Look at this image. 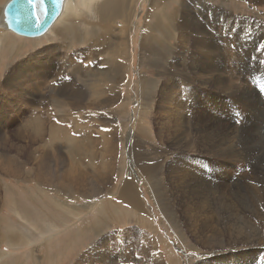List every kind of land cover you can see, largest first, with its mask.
<instances>
[{"label": "rangeland", "instance_id": "374dc122", "mask_svg": "<svg viewBox=\"0 0 264 264\" xmlns=\"http://www.w3.org/2000/svg\"><path fill=\"white\" fill-rule=\"evenodd\" d=\"M7 1L2 2L1 0L0 2L4 6ZM174 1L164 0L161 1L163 3L161 5L158 0L152 7L153 14L150 12L153 17L147 19L151 5L155 1L139 0L135 6L134 16L120 15L119 19L116 18L115 23L107 26L108 35H105L106 37L99 43H91L92 40L89 37L81 41L74 35L58 36L54 39H47L45 36L38 39H26L0 27L1 33L7 34L8 41L15 45L10 53L2 52L0 56V206H2L0 207V264H148V262L149 264H205L204 262L206 264H231L233 262L234 264L237 258V264H246L247 261V264H264V216H262L264 215V0H208L213 7L215 6L218 22L209 6L205 4L208 8H198V2L190 0L187 3L188 8L202 11L205 34H201V43L194 41V33L185 39L178 38V36L175 38L173 35L176 34H170L169 27L162 25L161 33H157L158 40L161 42L158 46L161 49L154 53L152 50L141 51V35L146 22L152 28L158 23L157 17L161 16L163 11L164 14L166 12L174 15L176 6ZM75 4L76 11L83 9L82 0H76ZM46 7L45 1L42 7H36L37 18L40 22L45 19ZM75 24L74 30L78 37L88 34V25H79L77 22ZM219 25H223L222 28ZM118 40L120 42L122 40L125 44L127 42L128 48L125 51L119 47ZM205 40H211L214 44L211 48L210 60L217 59L218 61L216 65L212 63L208 67L214 78L212 86H200L190 71V68L195 67L198 70L206 68L201 58L204 51L201 46ZM182 41L188 43L187 48L182 47ZM115 56L118 58L115 59ZM188 56H191V60L193 58L196 60L190 61ZM125 57L126 60H123ZM115 66L119 67L118 70ZM183 66L189 67L186 72ZM105 71L110 73L107 75ZM111 73H113V79ZM101 74L109 78L105 79L106 77ZM104 79L109 82H104ZM116 80L117 83L113 84ZM110 81L113 82L110 83ZM104 84L106 86L113 84V86L110 88L111 86L106 87ZM144 84L145 89H142ZM101 90L105 93L102 94ZM145 90H148L147 95H145ZM162 94L166 96L163 97ZM101 96L107 98L104 99ZM103 100L106 101L103 102ZM172 101L174 103H171ZM170 107H172L171 110L168 109ZM175 111H178L179 116L173 115ZM172 112L176 118L169 114ZM185 114L193 124L189 135L183 122L187 118ZM200 116L202 117L199 118ZM177 126H179L178 129ZM239 132L242 139L238 137ZM184 148H187V152ZM174 152L176 154H173ZM139 154L144 157H139L141 156ZM204 154H207V157ZM214 154L218 155L217 158ZM184 156H186L185 159ZM223 156L229 159L224 160ZM157 163L163 167H159ZM134 165H137L135 166L137 168ZM104 167L110 169L109 172ZM49 169L51 174L49 172L48 176ZM70 170L77 172L69 174ZM155 172L160 175L158 173L156 175ZM112 173L114 179L111 178ZM198 176L203 177V180ZM47 177H50L48 178L50 185L46 183ZM44 178H46L45 182ZM57 179L58 182H56ZM75 179L79 181H75L77 185L74 184ZM129 182L136 187L137 194L125 190ZM189 183L195 186L189 187ZM53 184H55L54 187ZM179 186L183 188L179 189ZM205 187H207V193ZM198 189H202L201 192ZM174 190L177 193H174ZM178 190H182L183 193ZM87 195H92L93 198L88 196V199ZM132 201L138 206L132 208L130 206L133 204ZM224 201L228 207L224 205ZM106 202L121 205V212L119 213L116 211L117 208ZM90 204H97L95 213L104 210L99 206L108 205L107 210L103 211L106 214L105 219L96 231L84 230L76 234L78 226L93 223L94 211L92 214L89 213L92 208ZM187 206L189 208H186ZM215 207L220 210H216ZM137 209L145 212L140 213ZM170 210H174L177 215L174 211L173 215ZM214 210L216 212L213 213ZM238 211L240 214L237 213ZM204 217H206L205 220H203ZM258 217H261L262 222ZM219 218L220 222L215 223ZM224 218L231 221L224 220ZM51 222H56L57 226L49 224ZM202 225L205 226L201 227ZM239 230L241 235H239ZM243 230H246L245 234ZM214 235L215 240L212 238ZM10 240L14 242L11 244ZM201 243L205 247L201 246ZM205 243H208V246ZM219 244L225 246L221 248ZM255 253L256 256H254ZM155 258L163 261L155 260Z\"/></svg>", "mask_w": 264, "mask_h": 264}, {"label": "bare ground", "instance_id": "6f19581e", "mask_svg": "<svg viewBox=\"0 0 264 264\" xmlns=\"http://www.w3.org/2000/svg\"><path fill=\"white\" fill-rule=\"evenodd\" d=\"M1 1V0H0ZM153 1H155V2H153V4L151 5V8H150V11H149V13H148V16H147V19H151V17H153L152 16V14H153V12H152V7L155 5V3H157L158 2V0H153ZM161 1H164V0H160V2H159V4L161 3ZM188 1H190V0H175L174 1V4H176V6L174 7V12H175V14L173 15V14H171V13H166L165 12V14H164V11H163V14H161V16H158L157 18H158V23H156L152 28H151V26H149V24H147V22H146V24H145V26L143 27V31H142V35H141V47H140V49L142 48V50L141 51H151L152 50V52L154 53L155 51H157V50H159V49H161L158 45L159 44H161V42L158 40V37H157V33H161V31H162V25H167L168 27H169V32H170V34H172V33H174V34H176V35H173L175 38H177V36H178V38H182V39H185L186 37H190L191 36V33H194L195 34V40H194V38H193V40L195 41V42H197V43H199V41H200V38H201V34H205V27H204V25H203V23H202V11L200 10V9H194V8H188V5H187V3H188ZM195 1H197L198 3V8L199 7H201V8H208L207 6H209L210 7V10L212 11V13L215 15V17H216V21L218 22V19H217V13H216V10H214V7L208 2V0H195ZM2 2H3V0H2ZM2 2H0V13H1V16H0V27H3V28H5L7 31H9V32H11V33H13V34H15V35H17V36H19V37H23V38H26V39H38V38H41V37H46L47 39H54L55 37H58V36H60V37H65V36H68V35H74L76 38H78L79 40H81V41H84L85 40V38H87V37H89V39L90 40H92L91 41V43H99L100 41H102L107 35H108V31H107V26L108 25H111L113 22L115 23V21H116V18L117 19H119L120 18V15H129L130 17L131 16H134V14H135V6H137V4L136 3H139V0H82V10H80V11H76V9H75V7H77L76 6V4H75V2H76V0H47V3H48V5H49V14H48V19H47V21L44 23V21H42V22H39L40 23V25H39V27H37V28H33L32 29V27H31V25H30V21H31V14H30V12L28 11V8H27V6H26V1L25 0H8L5 4H4V6L2 5ZM150 2V1H149ZM192 2V1H191ZM223 2V1H222ZM207 6H206V5ZM161 5H163V3H161ZM194 5V4H193ZM3 6V7H2ZM218 9V8H217ZM221 9V8H220ZM2 10V11H1ZM35 10V9H34ZM34 10H33V12H34ZM203 11H205V10H203ZM207 11V10H206ZM33 12H31V13H33ZM150 12L152 13V14H150ZM221 12V11H220ZM224 12V11H223ZM204 14H205V12H204ZM224 14V13H223ZM226 15V14H225ZM35 16H36V18H37V12H35ZM227 17V16H226ZM225 17V18H226ZM123 18V17H122ZM210 18V17H209ZM125 19V18H124ZM124 19H122V21L124 20ZM38 20H39V18H38ZM210 20H211V18H210ZM213 20V19H212ZM126 21V20H125ZM75 22H77V24H79V25H88L89 26V29H87V31H88V34L87 35H84V34H82L81 35V37H78L77 36V34L75 33V30H74V28H75V26H76V24H75ZM241 21H239V25H241V23H240ZM245 22V21H244ZM126 23V22H125ZM214 23V22H213ZM216 23V22H215ZM124 24V23H123ZM208 24V23H207ZM238 24V23H237ZM245 24V23H244ZM247 24V23H246ZM216 25H217V23H216ZM229 25V24H228ZM38 26V25H37ZM125 26V25H124ZM220 26V25H219ZM221 26H223V25H221ZM220 26V27H221ZM243 27L245 26V25H242ZM241 26V27H242ZM55 27V28H54ZM260 27V26H259ZM54 28V29H53ZM124 28V27H123ZM222 28V27H221ZM234 28V27H233ZM129 29V28H128ZM208 29V28H207ZM214 29V28H213ZM224 29V28H223ZM227 29H229L228 27H227ZM243 29V28H242ZM212 30V29H211ZM214 30H216V29H214ZM241 30V29H240ZM3 31V30H2ZM4 32V31H3ZM126 32V31H125ZM168 32V33H169ZM217 32V31H216ZM215 32V33H216ZM219 32V31H218ZM237 32V31H236ZM253 32V31H252ZM255 32V31H254ZM82 33V32H81ZM213 33V32H212ZM214 33V34H215ZM229 33V32H228ZM259 33V32H258ZM49 34H51V36H49ZM261 34V33H260ZM263 34V33H262ZM106 35V36H105ZM122 35V34H121ZM163 35V34H162ZM235 35V34H234ZM264 35V34H263ZM13 36V35H12ZM238 36V35H237ZM16 37V36H15ZM205 37V36H204ZM204 37H203V39H204ZM207 37V36H206ZM205 37V38H206ZM215 37V36H214ZM218 37V36H217ZM236 37V36H235ZM8 35L7 34H5V33H1V31H0V56L2 55L1 53L2 52H5V53H10V51L15 47V45H14V43H12V42H9L8 41ZM17 38V37H16ZM255 38V37H254ZM263 38V37H262ZM43 39V38H42ZM129 39V38H128ZM214 39V38H213ZM230 40V39H229ZM41 41V40H40ZM125 41V40H124ZM219 41V40H218ZM123 41L121 40V42H120V40H118V45H119V47L120 48H122L124 51L128 48V46H127V42H126V44L125 43H122ZM130 42V41H129ZM194 42V43H195ZM231 42V41H230ZM235 42H237V41H235ZM193 43V44H194ZM196 43V44H197ZM200 43H201V41H200ZM181 44H182V47H186L187 48V46H188V43L186 42V41H182L181 42ZM196 44H194V45H196ZM227 44V43H226ZM226 44H224V45H226ZM198 45H200V44H198ZM243 45V44H242ZM246 45V44H245ZM70 46V45H69ZM25 47H26V45H25ZM196 47V46H195ZM200 47V46H199ZM214 47V44L213 43H211V40L210 41H208V40H205V42L202 44V46H201V48H204V51H203V56L201 57L202 58V63L203 64H205L206 65V68L205 69H203V70H198L196 67L195 68H190V71L192 72V74L196 77V79H197V82L200 84V86H202V85H207V86H212V84H213V82H214V78H212V73H211V71L210 70H208V67H210L211 65H212V63L213 64H217V59H215L214 61H211L210 60V54H211V48H213ZM239 47V46H238ZM21 48V47H20ZM91 48V47H90ZM196 48H198V47H196ZM240 48H241V46H240ZM17 49V48H16ZM49 49V48H48ZM198 49H200V48H198ZM242 49V48H241ZM50 50V49H49ZM47 51V50H46ZM107 51V50H106ZM241 51V50H240ZM120 52V51H119ZM98 53V52H97ZM123 53V52H122ZM243 53V52H242ZM113 55H114V53H112ZM120 54H121V52H120ZM184 54V53H183ZM41 55V54H40ZM116 55H117V53H116ZM123 55V54H122ZM255 55V54H254ZM118 56V55H117ZM167 56V55H166ZM170 56V55H169ZM193 56V55H192ZM128 57H130V56H128ZM171 57V56H170ZM188 57H190V61H194V60H196L195 58H193L192 60H191V56H188ZM116 58H118V57H116L115 56V59ZM217 58V57H216ZM231 58V57H230ZM248 58V57H247ZM115 59H114V61H115ZM120 59H122V58H120ZM129 59V58H128ZM220 59V58H219ZM235 59V58H234ZM123 60H126V57H125V59H123ZM122 60V61H123ZM231 60H232V58H231ZM250 60V59H249ZM110 61V60H109ZM121 61V60H120ZM189 61V62H190ZM233 61V60H232ZM199 62V61H198ZM245 62V61H244ZM110 63V62H109ZM121 63V62H120ZM52 64V63H51ZM198 64V63H197ZM258 64H260V63H258ZM50 66V65H49ZM113 66V65H112ZM220 66V65H219ZM115 67H117V66H115ZM177 67V66H176ZM184 67V66H183ZM216 67V66H215ZM47 68H49V67H47ZM78 68V67H77ZM118 68L119 67H117V70H118ZM123 68V67H122ZM121 68V70H123ZM185 68V72L187 71V68H189V67H184ZM50 69H52L51 67H50ZM218 69V68H217ZM217 69H215V70H217ZM262 69V68H261ZM80 70V69H79ZM120 70V69H119ZM128 70V69H127ZM25 71V70H24ZM108 71H110V69L108 70ZM125 71V70H124ZM130 71V70H129ZM200 71H202L204 74H202ZM85 72V71H84ZM106 73H107V71H105ZM21 73H23V72H21ZM27 73V72H26ZM33 73V72H32ZM103 73H104V71H103ZM105 73V74H106ZM110 73V72H109ZM109 73H107V75L109 74ZM126 73H127V71H126ZM19 74V73H18ZM17 74V75H18ZM105 74H101V75H103L104 77H106L105 79H108L107 78V76L105 75ZM113 73H111V75H112ZM122 74V73H121ZM140 74V73H139ZM166 74V73H165ZM164 74V75H165ZM23 75H25V73L23 74ZM124 75V74H123ZM163 75V74H162ZM225 75V74H224ZM232 75V74H231ZM95 76V75H94ZM115 76V75H114ZM141 76V75H140ZM139 76V77H140ZM19 77H21V75H19ZM97 77H99V76H97ZM103 77V78H104ZM112 77V79H113V75L111 76ZM100 78V77H99ZM99 78H98V80H99ZM102 78V77H101ZM121 78H123V77H121ZM120 78V79H121ZM124 78H125V76H124ZM123 78V79H124ZM145 78V77H144ZM239 78V77H238ZM104 79V82L106 81ZM118 79H119V77H118ZM143 79V78H142ZM46 80V79H45ZM97 80V81H98ZM100 80H102V79H100ZM111 80V79H110ZM125 80V79H124ZM139 80H141L140 78H139ZM157 80V79H156ZM144 83H145V81H144V79L142 80ZM154 81V80H153ZM165 81V80H164ZM243 81V80H242ZM102 82V81H101ZM106 82H109L108 80L106 81ZM111 82H113V81H110V83ZM121 82V81H120ZM123 82V81H122ZM149 82H150V80H149ZM158 82V81H157ZM117 83V80L115 81V83H113V84H116ZM118 83H119V81H118ZM124 83V82H123ZM156 83V82H155ZM163 83V82H162ZM161 83V84H162ZM108 84V83H107ZM113 84H112V86H113ZM140 84H141V82H140ZM158 84V83H157ZM157 84H155V85H157ZM168 84V83H167ZM233 84H235V83H233ZM105 86H106V84H104ZM118 85H120V84H118ZM139 85V84H138ZM169 85V84H168ZM179 85V84H178ZM191 85V84H190ZM239 85V84H238ZM102 86V85H101ZM111 86V85H110ZM109 85H107L106 87H110ZM112 86L110 87V88H112ZM120 86H122V85H120ZM158 86V85H157ZM231 86V85H230ZM243 86V85H242ZM97 87V86H96ZM114 87H115V85H114ZM139 87V86H138ZM148 87H150V86H148ZM152 87V86H151ZM105 88V87H104ZM118 87H116V89H117ZM122 88V87H121ZM141 88V87H140ZM139 88V89H140ZM153 88H155V87H153ZM159 88V87H158ZM161 88V87H160ZM214 88V87H213ZM217 88V87H216ZM97 89H98V87H97ZM103 89V88H102ZM108 89V88H107ZM142 89H145V84H144V88L142 87ZM147 89V88H146ZM151 89V88H150ZM199 89V88H198ZM211 89V88H210ZM231 89V88H230ZM106 90V89H105ZM157 90H160V89H157ZM200 90V89H199ZM242 90V89H241ZM244 90V89H243ZM102 91V94L103 93H105V91H103V90H101ZM108 91V90H107ZM119 91V90H118ZM148 92V90H145V95H147V92ZM151 91V90H150ZM161 91V90H160ZM169 91V90H168ZM194 91H195V89H194ZM217 91V90H216ZM218 91H220V90H218ZM248 91V90H247ZM247 91H245V93L247 92ZM109 92L110 93H112L110 90H109ZM158 92V91H157ZM156 92V93H157ZM166 92V91H165ZM101 93V92H100ZM160 93H162V92H160ZM159 93V94H160ZM172 93V92H171ZM101 94V95H102ZM118 94V93H117ZM116 94V95H117ZM139 94H140V92H139ZM148 94H150V92L148 93ZM152 94H154V93H152ZM166 94V93H165ZM164 94V95H165ZM198 94V93H197ZM225 94H227V93H225ZM236 94V93H235ZM247 94V93H246ZM249 94V93H248ZM108 95H110L109 93H108ZM120 95V94H119ZM156 95H158V93L156 94ZM161 95V94H160ZM172 95V94H171ZM195 95V94H194ZM242 95V94H241ZM105 96V95H104ZM113 96V95H112ZM112 96H110V97H112ZM139 96V95H138ZM144 96V95H143ZM153 96H155V95H153ZM162 96H163V94H162ZM166 96V95H165ZM165 96H163V97H165ZM96 97V96H95ZM102 97V96H101ZM120 97V96H119ZM149 97V96H148ZM159 97V96H158ZM176 97V96H175ZM185 97V96H184ZM97 98V97H96ZM102 98H104V97H102ZM105 98H107V97H105ZM104 98V99H105ZM140 98V97H139ZM144 98L146 99V96H144ZM143 98V99H144ZM172 98V97H171ZM177 98V97H176ZM179 98V97H178ZM191 98V97H190ZM198 98V97H197ZM99 99V98H98ZM117 99V98H116ZM124 99V98H123ZM123 99H121V101L123 100ZM141 99H142V97H141ZM151 99V98H150ZM166 99H167V97H166ZM248 99V98H247ZM252 99V98H251ZM109 99H107V101H108ZM152 100V99H151ZM172 100V99H171ZM181 100V98L179 99V101ZM185 100H187V99H185ZM65 101V100H64ZM64 101L62 102V103H64ZM68 101V100H67ZM106 101V100H105ZM104 100H103V102H105ZM170 101V100H169ZM244 101V100H243ZM249 101V100H248ZM66 102V101H65ZM72 102V101H71ZM74 102V101H73ZM109 102V101H108ZM150 102H152V101H150ZM113 103V102H112ZM115 103H116V101H115ZM142 103V102H141ZM143 103H147V102H145V101H143ZM167 103H169L168 102V100H167ZM166 103V104H167ZM171 103H174L173 101L171 102ZM66 104H67V102H66ZM65 103L63 104L64 106L66 105ZM72 104V103H71ZM76 104V103H75ZM104 104V103H103ZM105 104H108L109 105V103H105ZM170 104V103H169ZM116 105V104H115ZM176 105V104H175ZM191 105H193V104H191ZM69 106V105H68ZM152 106H153V104H152ZM188 106V105H187ZM194 106V105H193ZM162 107V106H161ZM167 107H169V106H167ZM176 107V106H175ZM189 107V106H188ZM192 107V106H191ZM74 108H75V106H74ZM78 108V107H77ZM99 108V107H98ZM102 108V107H101ZM148 108V107H147ZM171 108L172 107H170V108H168V109H170L171 110ZM177 108V107H176ZM184 108V107H183ZM152 109V108H151ZM181 109V108H180ZM187 109V108H186ZM188 109H190V108H188ZM148 110V109H147ZM174 110V109H173ZM172 110V111H173ZM188 111V110H187ZM190 111V110H189ZM106 112V111H105ZM168 112V111H167ZM184 112V111H183ZM107 113V112H106ZM181 113V112H180ZM104 114V113H103ZM108 114V113H107ZM168 114V113H167ZM169 114H171V116H173V115H177V116H179V114H178V111H175V114H173V112L172 113H169ZM173 114V115H172ZM106 116V115H105ZM166 116V115H165ZM168 116V115H167ZM181 116V115H180ZM185 116H187L186 114H185ZM174 117V116H173ZM202 116H200L199 118H201ZM169 118V117H168ZM174 118H176V117H174ZM184 118V117H183ZM205 118H206V116H205ZM208 118V117H207ZM213 118V117H212ZM173 119V118H172ZM178 119V118H177ZM115 120V119H114ZM174 120H176V119H174ZM190 120V118L187 116V118H185L184 120H183V122L185 123V125L184 126H186V132H188V135H189V132H190V129H191V125H193L192 124V122H190L189 121ZM198 120V119H197ZM208 120V119H207ZM212 120V119H211ZM168 121H169V119H168ZM172 120L170 119V122H171ZM177 121V120H176ZM180 121V120H179ZM201 121H205V120H201ZM200 121V122H201ZM166 122V121H165ZM182 122V121H181ZM180 122V123H181ZM196 122V121H195ZM174 123V122H173ZM172 123V124H173ZM176 123V122H175ZM179 123V122H178ZM197 123H199V121L197 122ZM197 123H195L196 125H197ZM214 123H215V121H214ZM216 123H217V121H216ZM208 123H206V125H207ZM171 125V124H170ZM172 126V125H171ZM174 126V125H173ZM176 126V125H175ZM210 126V125H209ZM214 126V125H213ZM218 126V125H217ZM222 126V125H221ZM169 127V126H168ZM178 127L179 126H177V129H178ZM205 128H206V126H204ZM116 128V127H115ZM166 128V127H165ZM171 128V127H170ZM174 128V127H173ZM176 128V127H175ZM201 128H203V127H201ZM230 128V127H229ZM113 129V128H112ZM162 129V128H161ZM164 129V128H163ZM172 129V128H171ZM180 129V128H179ZM204 130V129H203ZM214 130V129H213ZM177 131V130H176ZM182 130H180V132H181ZM210 131V130H209ZM232 131H234V130H232ZM173 132H174V130H173ZM179 132V131H178ZM220 132V131H219ZM206 133V132H205ZM216 133V132H215ZM242 133V132H241ZM111 134V133H110ZM112 134H114L113 132H112ZM184 134V133H183ZM182 134V135H183ZM238 134V137L239 138H241L240 137V132L239 133H237ZM135 135V134H134ZM143 135H144V133H143ZM170 135V134H169ZM187 135V134H186ZM209 135V134H208ZM211 135V134H210ZM107 136H109V135H107ZM106 136V137H107ZM205 136V135H204ZM124 137V136H123ZM130 137V136H129ZM143 137V136H142ZM159 137H161V136H159ZM178 137V136H177ZM187 137H189V136H187ZM193 137V136H192ZM200 137V136H199ZM233 137V136H232ZM252 137V136H251ZM182 138V137H181ZM194 138H195V136H194ZM198 138V137H197ZM254 138V137H253ZM253 138H251L252 140H253ZM114 138H112V140H113ZM142 139H144V138H142ZM163 139V138H162ZM190 139V138H189ZM201 139V138H200ZM229 140H230V138H228ZM242 139V138H241ZM240 139V140H241ZM244 139H246V138H244ZM250 139V138H249ZM164 140V139H163ZM170 140V139H169ZM168 140V141H169ZM175 140V139H174ZM187 140H188V138H187ZM186 140V141H187ZM224 140V139H223ZM111 141V140H110ZM115 141V140H114ZM143 141V140H142ZM167 141V142H168ZM179 141V140H178ZM182 141H184V140H182ZM193 141H194V139H193ZM192 141V142H193ZM215 141V140H214ZM220 141V140H219ZM259 141V140H258ZM109 142V140L107 141V143ZM116 142V141H115ZM114 142V143H115ZM130 142V141H129ZM161 142H162V140H161V138H160V144H161ZM173 142V141H172ZM197 142V141H196ZM206 142V141H205ZM225 142V141H224ZM230 142V141H229ZM256 142V141H255ZM111 143V142H110ZM113 143V142H112ZM203 143V142H202ZM212 143V142H211ZM227 143V142H226ZM264 143V142H263ZM166 144V143H165ZM178 144V143H177ZM191 144V143H190ZM189 144V145H190ZM199 144V143H198ZM208 144V143H207ZM216 144V143H215ZM230 144V143H229ZM250 144V143H249ZM260 144V143H259ZM77 145V144H76ZM109 145V144H108ZM174 145H175V143H174ZM174 145L173 146H171L172 148L174 147ZM182 145V144H181ZM192 145V144H191ZM194 146H195V144H193ZM203 145H204V143H203ZM246 145H247V143H246ZM112 146V145H111ZM162 146V145H161ZM168 146H170V145H168ZM176 146V145H175ZM187 146V145H186ZM185 146V147H186ZM196 146H197V144H196ZM212 146V145H211ZM223 146V145H222ZM222 146H220V148L222 147ZM239 146V145H238ZM250 146V145H249ZM259 146V145H258ZM182 147V146H181ZM199 147V146H198ZM204 148H206V146L204 147ZM223 148V147H222ZM226 148V147H225ZM38 149V148H37ZM73 149V148H72ZM139 149V148H138ZM167 150H168V148H166ZM184 149H186V152H187V148H184ZM195 149V148H194ZM198 149V148H197ZM210 149V148H209ZM218 149L219 148H217V151H218ZM230 149H231V147H230ZM250 149V148H249ZM259 149V148H258ZM261 149V148H260ZM178 150V149H177ZM193 150V149H192ZM196 150V149H195ZM203 150V149H202ZM216 150V149H215ZM244 150V149H243ZM242 150V151H243ZM248 150V149H247ZM252 150V149H251ZM255 150V149H254ZM38 151V150H37ZM138 151V150H137ZM169 151V150H168ZM190 151V150H189ZM198 151V150H197ZM210 151H211V149H210ZM229 151V150H228ZM250 151V150H249ZM249 151H246V152H249ZM112 152V151H111ZM115 152V151H114ZM113 152V153H114ZM144 152V151H143ZM171 152H173V151H171ZM184 151H182V153H183ZM201 152H203V151H201ZM219 152V151H218ZM237 152V151H236ZM244 152H245V150H244ZM258 152V151H257ZM48 153V152H47ZM65 153V152H64ZM67 153V152H66ZM113 153L111 154V156L113 155ZM139 153V152H138ZM182 153H181V155H182ZM191 153V152H190ZM195 153V152H194ZM204 153V152H203ZM208 153H209V151H208ZM259 153V152H258ZM115 154V153H114ZM172 154V153H171ZM173 154H176L175 152L173 153ZM199 154V153H198ZM210 154V153H209ZM213 154V153H212ZM226 154V153H225ZM238 154V153H237ZM242 154V153H241ZM253 154V153H252ZM260 154V153H259ZM107 155H108V153H107ZM139 155H141V154H139ZM184 155V154H183ZM196 155V154H195ZM200 155V154H199ZM205 155V154H204ZM207 155V154H206ZM205 155V156H206ZM215 156H216V158H217V156L218 155H216V154H214ZM250 155V154H249ZM248 155V156H249ZM256 155V154H255ZM72 156H74V155H72ZM174 156H176V155H174ZM192 156V155H191ZM213 156V155H212ZM251 156V155H250ZM5 157V156H4ZM40 157V156H39ZM139 157H144V156H139ZM185 157L186 156H184L183 158L185 159ZM189 157V156H188ZM188 157L186 158V159H188ZM195 157V156H194ZM207 157V156H206ZM224 157V156H223ZM228 157H229V155H228ZM9 158V157H8ZM192 158V157H191ZM213 158H215V157H213ZM233 158V157H232ZM239 158V157H238ZM243 158V157H242ZM251 158V157H250ZM254 158H255V156H254ZM253 158V159H254ZM7 159V158H6ZM70 159H71V157H70ZM112 159V158H111ZM115 158H113V160H114ZM116 159H117V157H116ZM134 159V158H133ZM140 159V158H139ZM145 159H147L146 158V156H145ZM225 159H229V158H225L224 157V160ZM240 159V158H239ZM238 159V160H239ZM243 159H245V158H243ZM242 159V160H243ZM141 160V159H140ZM148 160V159H147ZM171 160V159H170ZM230 160H234V159H230ZM257 160V159H256ZM259 160V159H258ZM52 161V160H51ZM70 161V160H69ZM73 161V160H72ZM135 161V160H134ZM139 161V160H138ZM137 161V162H138ZM142 161V160H141ZM152 161V160H151ZM163 161H165V160H163ZM172 161V160H171ZM245 161V160H244ZM261 161V160H260ZM11 162V161H10ZM39 161H37V163H38ZM110 162V161H109ZM131 162V161H130ZM136 162V163H137ZM147 162V161H146ZM159 162V161H158ZM167 162V161H166ZM169 162V161H168ZM201 162V161H200ZM233 162V161H232ZM235 162H237V161H235ZM257 162V161H256ZM255 162V163H256ZM262 162V161H261ZM71 163V162H70ZM74 163V162H73ZM73 163H71V164H73ZM115 163H116V161H115ZM135 163V164H136ZM160 163H161V161H160ZM163 163V162H162ZM170 163V162H169ZM168 163V164H169ZM172 163V162H171ZM207 163V162H206ZM239 163V162H238ZM245 163H247V162H245ZM257 163H259V162H257ZM40 164V163H39ZM75 164V163H74ZM73 164V165H74ZM151 164V163H150ZM158 164V163H157ZM164 164V163H163ZM189 164V163H188ZM192 164V163H191ZM199 164H201V163H199ZM198 164V165H199ZM36 165V164H35ZM81 165V164H80ZM139 165H141V164H139ZM154 165V164H153ZM194 166H195V164H193ZM245 165V164H244ZM249 165V164H248ZM252 164H250V166H251ZM255 165V164H254ZM263 165V164H262ZM8 166V165H7ZM48 166V165H47ZM135 166H137V165H134V167ZM149 166V165H148ZM158 166H159V164H158ZM160 166H162L161 164H160ZM159 166V167H160ZM167 166H169V165H167ZM187 166V165H186ZM189 166V165H188ZM191 166V165H190ZM193 166V167H194ZM200 166V165H199ZM246 166V165H245ZM256 166V165H255ZM264 166V165H263ZM10 167V166H9ZM51 167H53V166H51ZM78 167V166H77ZM81 167V166H80ZM92 167V166H91ZM112 167V166H111ZM129 167V166H128ZM139 167V166H138ZM155 167L156 168H158L156 165H155ZM163 167V166H162ZM161 167V168H162ZM192 167V168H193ZM47 168H49V167H47ZM57 168V167H56ZM105 168V167H104ZM106 168H109V167H107L106 166ZM105 168V169H106ZM135 168H137V167H135ZM141 168H142V166H141ZM145 169H146V167H144ZM167 168V167H166ZM195 168V167H194ZM255 168V167H254ZM261 168V167H260ZM10 169V168H9ZM13 169V168H12ZM35 169V168H34ZM51 169V168H50ZM49 169V171H47L48 172V176H49V172L51 171ZM58 169V168H57ZM72 169V168H71ZM76 169V168H75ZM80 169H82V168H80ZM92 169V168H91ZM105 169H103L102 168V170H105ZM113 169H114V167H113ZM147 169H148V167H147ZM155 169V168H154ZM165 169V168H164ZM173 169V168H172ZM189 168L187 167V170H188ZM199 169V168H198ZM78 171H79V169H77ZM108 172H109V170L108 169H106ZM105 170V171H106ZM115 170V169H114ZM139 170V169H138ZM142 170H144V169H142ZM149 170V169H148ZM155 170H157V169H155ZM186 170V171H187ZM193 169H191V171H192ZM207 170V169H206ZM256 170V169H255ZM7 171H8V169H7ZM40 171V170H39ZM44 171V170H43ZM76 171V170H75ZM146 171V170H145ZM152 171V170H151ZM154 171V170H153ZM164 171V170H163ZM165 171H166V169H165ZM259 171H260V169H259ZM42 172V171H41ZM59 172V171H58ZM66 172H68V170H66ZM77 172V171H76ZM76 172H72V170H70V172H69V174H74V173H76ZM80 172V171H79ZM78 172V174H80L81 175V173H79ZM102 172V171H101ZM104 172V171H103ZM131 172H133V171H131ZM140 172H142V171H140ZM162 172V171H161ZM236 172V171H235ZM261 172V171H260ZM34 173H36V172H34ZM53 173V172H52ZM60 173V172H59ZM64 173H65V171H64ZM95 173V172H94ZM106 173V172H105ZM111 173V172H110ZM115 173V172H114ZM135 173V172H134ZM146 173V172H145ZM156 173V175H158L159 173H160V169H159V173L158 172H155ZM158 173V174H157ZM179 173V172H178ZM194 173V172H193ZM205 173H206V171H205ZM204 173V174H205ZM262 173V172H261ZM37 174V173H36ZM44 174V173H43ZM50 174H51V172H50ZM98 174H99V171H98ZM161 174V173H160ZM159 174V175H160ZM166 174V173H165ZM174 174V173H173ZM176 174V173H175ZM180 174H182V173H180ZM201 174V173H200ZM199 174V175H200ZM203 174V173H202ZM46 175V174H45ZM58 175V174H57ZM60 175V174H59ZM62 175V174H61ZM93 175V174H92ZM96 175V174H95ZM94 175V176H95ZM108 175V174H107ZM110 175V174H109ZM112 175H113V173L111 174V178H112ZM164 175V174H163ZM169 175V174H168ZM167 175V176H168ZM196 175H198V174H196ZM258 175H260L259 173H258ZM67 176V175H66ZM69 176V175H68ZM76 176V175H75ZM97 176V175H96ZM95 176V177H96ZM114 176V175H113ZM143 176V175H142ZM166 176V177H167ZM180 176H182V175H180ZM187 176V175H186ZM186 176H184L185 178H186ZM195 176V175H194ZM201 176H203V175H201ZM37 177V176H36ZM56 177H58V176H56ZM62 177V176H61ZM64 177V176H63ZM81 177V176H80ZM105 177V176H104ZM156 177V176H155ZM171 177H175V176H171ZM179 177V176H178ZM184 177H182V178H184ZM195 177H197V176H195ZM199 177V176H198ZM261 177V176H260ZM262 177H263V175H262ZM27 178H28V176H27ZM37 178H39V176L37 177ZM41 178V181H42V176L40 177ZM50 179V177H47V182L46 183H50V182H48L49 181V179ZM52 178V177H51ZM55 178V177H54ZM53 178V179H54ZM68 178V177H67ZM79 178V177H78ZM92 178V177H91ZM101 178V177H100ZM110 178V179H111ZM129 178V177H128ZM177 178V177H176ZM184 178V179H185ZM201 177H199V179H200ZM203 178V177H202ZM201 178V179H202ZM236 178V177H235ZM56 179V178H55ZM74 179V178H73ZM102 179V178H101ZM101 179H100V181H101ZM106 179V178H105ZM108 179V178H107ZM110 179L108 180V181H110ZM112 179H114V178H112ZM174 179V178H173ZM189 179H191V178H189ZM188 179V180H189ZM205 179H206V177H205ZM39 180V179H38ZM37 180V181H38ZM68 180V179H67ZM127 180V179H126ZM181 180V179H180ZM194 180H196V179H194ZM197 180H198V178H197ZM203 180V179H202ZM209 180V179H208ZM245 180V179H244ZM258 180H260V178L258 179ZM264 180V179H263ZM262 180V181H263ZM46 181V178H44V182ZM51 181V180H50ZM54 181V180H53ZM56 181V180H55ZM76 181V179L74 180V182ZM78 181V180H77ZM76 181V182H77ZM113 181V180H112ZM173 181H175V180H173ZM232 181V180H231ZM235 181V180H234ZM252 181V180H251ZM56 182H58V179H57V181ZM76 182L74 183L75 185H77L76 184ZM79 182V181H78ZM81 182V181H80ZM96 182V181H95ZM99 182V181H98ZM104 183H106L107 182V180H106V182L105 181H103ZM177 182V181H176ZM175 182V183H176ZM180 182H182V181H180ZM193 182V181H192ZM195 182V181H194ZM209 182V181H208ZM264 182V181H263ZM42 183V182H41ZM51 183H52V181H51ZM72 183H73V180H72ZM99 183H101L102 184V182H99ZM110 183V182H109ZM143 183H145V182H143ZM184 183V182H183ZM209 183H211V182H209ZM213 183V182H212ZM211 183V184H212ZM260 183H262V182H260ZM82 184V183H81ZM95 184V183H94ZM101 184H99V185H101ZM167 184H170V183H167ZM174 184V183H173ZM173 184H171V185H173ZM186 184V183H185ZM190 184V183H189ZM196 184V183H195ZM205 184V183H204ZM238 184V183H237ZM44 186H47V185H45V184H43ZM50 185V184H49ZM54 185L55 184H53V187H54ZM62 184H60V186H61ZM71 185V184H70ZM138 185V184H137ZM145 185H147V184H145ZM191 185H194V184H190V186L189 187H191ZM203 185V184H202ZM207 185V184H206ZM208 185H210V184H208ZM217 185V184H216ZM229 185V184H228ZM264 185V184H263ZM72 186H73V184H72ZM101 186H103V185H101ZM100 186V187H101ZM149 186V185H148ZM147 186V187H148ZM164 186H165V182H164ZM185 186V185H184ZM195 186V185H194ZM199 186V185H198ZM205 186V185H204ZM230 186V185H229ZM262 186V185H261ZM58 187V186H57ZM78 187V186H77ZM97 187H98V185H97ZM111 187V186H110ZM150 187V186H149ZM171 187V186H170ZM177 186H175V188H176ZM180 187V186H179ZM182 188H183V186H181ZM181 187L179 188V189H181ZM199 187H201V186H199ZM216 187V186H215ZM255 187V186H254ZM90 188L92 189V186H90ZM107 188V187H106ZM142 188V187H141ZM164 188V187H163ZM166 188V187H165ZM173 187H171V189H172ZM197 188V187H196ZM204 188V187H203ZM206 188L207 187H205V191H206ZM221 187H219V189H220ZM227 188H228V186H227ZM78 189V188H77ZM76 189V190H77ZM98 189H99V187H98ZM108 189V188H107ZM216 189V188H215ZM214 189V190H215ZM3 190V189H2ZM75 190V191H76ZM124 190V189H123ZM123 190H122V193H123ZM125 190L126 191H128V192H131V193H134V194H137V192H135L137 189H136V187L132 184V183H128L127 185H126V188H125ZM140 190V189H139ZM161 190V189H160ZM160 190H158V191H160ZM163 190V189H162ZM161 190V191H162ZM167 190V189H166ZM173 190V189H172ZM171 190V191H172ZM200 189H198V191H199ZM202 190V189H201ZM201 190H200V192H201ZM210 190V189H209ZM125 191V192H126ZM168 192H169V190H167ZM167 191H166V194L168 195V193H167ZM170 191V192H171ZM175 192L174 193H177L176 192V190H174ZM178 191H182V190H178ZM196 191V190H195ZM204 191V192H205ZM224 191V190H223ZM222 191V192H223ZM254 191V190H253ZM106 192H107V190H106ZM138 192H140V191H138ZM194 192V191H193ZM199 192V193H200ZM203 192V193H204ZM219 192V191H218ZM251 192V191H250ZM76 193H78V192H76ZM109 193V192H108ZM172 193V192H171ZM180 193V192H179ZM181 193H183V191L181 192ZM184 193H185V191H184ZM188 193V192H187ZM191 193H192V191H191ZM206 193H207V191H206ZM226 193V192H225ZM257 193H259V192H257ZM79 194V193H78ZM201 194V193H200ZM219 194V193H218ZM224 194V193H223ZM247 194V193H246ZM251 194V193H250ZM256 194V193H255ZM71 195H74V194H71ZM124 195V194H123ZM169 195H170V193H169ZM209 195H211V193L209 194ZM217 195V194H216ZM228 195V194H227ZM243 195H245V194H243ZM248 195V194H247ZM88 196L89 195H87V198H88ZM91 196L92 195H90L89 197L91 198ZM127 196H129V195H127ZM152 196V195H151ZM165 196V195H164ZM175 196V195H174ZM181 196V195H180ZM183 196H184V194H183ZM186 196H187V194H186ZM190 196V195H189ZM196 196V195H195ZM198 196H199V194H198ZM201 196V195H200ZM205 196H206V194H205ZM226 196V195H225ZM250 196V195H249ZM252 196V195H251ZM260 196H261V194H260ZM260 196H259V198H260ZM73 197V196H72ZM130 197V196H129ZM192 197H194V196H192ZM202 197V196H201ZM224 197V196H223ZM242 197H245V196H242ZM253 197H254V195H253ZM252 197V198H253ZM86 198V197H85ZM92 198H93V196H92ZM122 198V197H121ZM123 198H126V197H123ZM122 198V199H123ZM128 198V197H127ZM133 198V197H132ZM161 198V197H160ZM166 198V197H165ZM170 198V197H169ZM168 198V199H169ZM171 198H173V196L171 197ZM171 198H170V200H171ZM178 198V197H177ZM181 197H179V199H180ZM213 198H214V196H213ZM217 198V197H216ZM234 198V197H233ZM254 198H256V197H254ZM89 199V198H88ZM162 199V198H161ZM161 199H159V200H161ZM181 199H183V198H181ZM189 199V198H188ZM220 199V198H219ZM227 199V198H226ZM229 199V198H228ZM232 199V198H231ZM246 199V198H245ZM258 199V198H257ZM263 199V198H262ZM262 199H260V200H262ZM125 200V199H124ZM123 200V201H124ZM128 200V199H127ZM127 200H125V201H127ZM167 200V199H166ZM197 200V199H196ZM199 200V199H198ZM197 200V201H198ZM201 200H203V198L201 199ZM200 200V201H201ZM214 200V199H213ZM217 200V199H216ZM215 200V201H216ZM222 200H224L223 198H222ZM165 201V200H164ZM163 201V202H164ZM167 201H169V200H167ZM172 201V200H171ZM190 201H193V200H191L190 199ZM214 201V202H215ZM221 201V200H220ZM219 201V202H220ZM226 201V200H225ZM225 201H224V205H226L225 204ZM228 201V200H227ZM178 202V201H177ZM187 202V201H186ZM186 202H185V205H187L186 204ZM194 202V201H193ZM214 202H211V203H214ZM218 202V201H217ZM216 202V203H217ZM218 202V203H219ZM231 202V201H230ZM244 202V201H243ZM257 202V201H256ZM17 203V202H16ZM125 203V202H124ZM124 203H121V204H124ZM131 203V202H130ZM132 203L133 204H131L130 206H132V208H134V207H136V206H138L136 203H134L133 201H132ZM168 203V202H167ZM167 203H164L165 205L167 204ZM180 203V202H179ZM182 203V202H181ZM180 203V204H181ZM197 203V202H196ZM203 203H205V202H203ZM261 203V202H260ZM5 204V203H4ZM106 204H108V205H110V206H112V207H115V208H117V210L116 211H118L119 213L121 212V208H122V206L121 205H119V204H117V203H107L106 202ZM127 204V203H126ZM125 204V205H126ZM169 204V203H168ZM171 204V203H170ZM182 204H184V203H182ZM207 204V203H206ZM230 204H232V203H230ZM257 204V203H256ZM15 205V204H14ZM89 205V204H88ZM91 205V210L89 211V213L90 214H92V212L94 211V219H93V223L91 224V225H84V226H82V227H80V226H78V228H77V232H76V234L78 233V232H83L84 230H87V231H91V230H97V229H99L100 227H101V223L103 222V220L105 219V216H106V214H104L103 213V211L104 210H107L106 208H107V206L108 205H104V206H99V207H102V208H104V210H101L100 212H97V213H95V209H96V206H97V204H90ZM101 205H103V204H101ZM164 205V206H165ZM192 205V204H191ZM199 205V204H198ZM205 205V204H204ZM203 205V206H204ZM212 205V204H211ZM219 205V204H218ZM217 205V206H218ZM233 205H235V204H233ZM237 205V204H236ZM86 206V205H85ZM173 206H175V205H173ZM181 206V205H180ZM194 206V205H193ZM202 206V207H203ZM216 206V205H215ZM231 206V205H230ZM263 206V205H262ZM0 207H2V206H0ZM79 207V206H78ZM159 207V206H158ZM168 207H169V209H170V206L168 205ZM167 207V208H168ZM196 207H198V206H196ZM206 207H207V205H206ZM214 207V206H213ZM212 207V208H213ZM222 207V206H221ZM226 207H228L227 205H226ZM233 207H235V206H233ZM237 207V206H236ZM242 207V206H241ZM250 207V206H249ZM138 208H140V207H138ZM179 208V207H178ZM186 208H189L188 206L186 207ZM195 208V207H194ZM199 208V207H198ZM208 208V207H207ZM216 208V207H215ZM220 208V207H219ZM168 209V210H169ZM177 209V208H176ZM191 209H193V208H191ZM210 209V208H209ZM229 209V208H228ZM235 209H237V208H235ZM250 209H251V207H250ZM256 209V208H255ZM140 213H144L145 211H142V210H140V209H137ZM175 210V209H174ZM173 210V211H174ZM194 210V209H193ZM216 210H218L217 208H216ZM220 210V209H219ZM218 210V211H219ZM230 210V209H229ZM170 211H172V210H170ZM172 211V212H173ZM182 211V210H181ZM189 211H190V209H189ZM222 211H224L223 209H222ZM237 211V210H236ZM241 211V210H240ZM253 211H254V209H253ZM133 212V211H132ZM175 212V211H174ZM174 212H173V215H174ZM183 212V211H182ZM193 212V211H192ZM197 212V211H196ZM204 212V211H203ZM208 212H210L211 213V211H208ZM214 212H216L215 210L213 211V213ZM228 212V211H227ZM251 212H252V210H251ZM260 212V211H259ZM262 212V211H261ZM260 212V213H261ZM168 213H169V211H168ZM167 213V214H168ZM176 213V212H175ZM193 213H195V212H193ZM205 213V212H204ZM209 213V214H210ZM233 213V212H232ZM236 213V212H235ZM237 213H239V211L237 212ZM243 213V212H242ZM242 213H241V215H242ZM247 213V212H246ZM183 214V213H182ZM190 214V213H189ZM197 214V213H196ZM206 214V213H205ZM212 214V213H211ZM210 214V215H211ZM231 213H229V215H230ZM234 214V213H233ZM240 214V213H239ZM116 215H118V214H116ZM122 215V214H121ZM176 215H177V213H176ZM181 215V214H180ZM192 215V214H191ZM206 215H208V214H206ZM216 215V214H215ZM217 215H218V213H217ZM221 215H222V213H221ZM224 215V214H223ZM232 215V214H231ZM238 215V214H237ZM244 215V214H243ZM171 216V215H170ZM179 216V215H178ZM178 216H175V217H178ZM199 216V215H198ZM197 216V217H198ZM201 216V215H200ZM262 216H264V215H262ZM89 217V216H88ZM172 217V216H171ZM189 217H190V215H189ZM194 217H195V214H194ZM207 217V216H206ZM206 217H204V219L203 220H205V218ZM213 217V216H212ZM218 217V216H217ZM239 217V216H238ZM250 217V216H249ZM254 217V216H253ZM257 217V216H256ZM255 217V218H256ZM90 218V217H89ZM185 218V217H184ZM191 218V217H190ZM209 218V217H208ZM258 218H260V221H261V217H258ZM188 219V218H187ZM192 219V218H191ZM215 219V218H214ZM229 219V218H228ZM231 219V218H230ZM107 220V219H106ZM176 220H179V219H176ZM197 220V219H196ZM217 220V219H216ZM215 220V221H216ZM220 218L217 220V222H215V223H219L220 221ZM223 220V219H222ZM221 220V221H222ZM224 220H227V219H225L224 218ZM235 220V219H234ZM258 220V219H257ZM256 220V221H257ZM180 221H182V220H180ZM192 221V220H191ZM190 221V222H191ZM194 221H195V219H194ZM199 221V220H198ZM197 221V222H198ZM209 221H210V218H209ZM219 221V222H218ZM227 221H231V220H227ZM233 221V220H232ZM239 221V220H238ZM189 222V221H188ZM187 222V224H189ZM200 222H202L201 220H200ZM205 222V221H204ZM213 222V221H212ZM225 222V221H224ZM235 222V221H234ZM251 222H255V221H251ZM258 222V221H257ZM262 222V221H261ZM56 223V222H55ZM55 223H53V222H51V223H49V224H51L52 226H57V223L55 224ZM199 223V222H198ZM206 223V222H205ZM211 223V222H210ZM222 223V222H221ZM229 223V222H228ZM240 223V222H239ZM203 224V223H202ZM213 224V223H212ZM225 224V223H224ZM260 224V223H259ZM180 225V224H179ZM183 225V224H182ZM195 225H198V224H196L195 223ZM52 226H50L49 225V227L50 228H52ZM184 226V225H183ZM203 226H205V225H202L201 227H203ZM220 226V225H219ZM225 226V225H224ZM181 227V226H180ZM194 227V226H193ZM197 227V226H196ZM211 227V226H210ZM214 227V226H213ZM223 227V226H222ZM29 228V227H28ZM32 228V227H31ZM105 228V227H104ZM191 228V227H190ZM189 228V229H190ZM217 228L219 229V227L217 226ZM228 228V227H227ZM246 228H247V226H246ZM245 228V229H246ZM185 229V228H184ZM188 229V228H187ZM203 230V228H200V230ZM217 229V230H218ZM220 229H221V227H220ZM208 230V229H207ZM222 230H223V228H222ZM226 230V229H225ZM227 230H229V229H227ZM226 230V231H227ZM231 230V229H230ZM233 230H234V227H233ZM185 231H186V229H185ZM192 231V230H191ZM220 232H222L223 233V231H221V230H219ZM218 231V232H219ZM244 231H246V230H243V233H244ZM33 232V231H32ZM193 232V231H192ZM196 232V231H195ZM198 232V231H197ZM202 232V231H201ZM206 232V231H205ZM225 232V231H224ZM233 232V231H232ZM230 233V232H229ZM228 233V234H229ZM235 233V232H234ZM234 233H232V234H234ZM239 233H240V230H239ZM264 233V232H263ZM194 234V233H193ZM202 234V233H201ZM209 234V233H208ZM218 234V233H217ZM231 234V235H232ZM245 234V233H244ZM255 234V233H254ZM190 235H191V233H190ZM198 235V234H197ZM199 235H200V233H199ZM219 235V234H218ZM239 235H241V233L239 234ZM192 236V235H191ZM201 236V235H200ZM204 237L206 236V235H203ZM225 236V235H224ZM259 236H261V235H259ZM10 237V236H9ZM14 237H15V235H14ZM189 237V236H188ZM196 237V236H195ZM207 237V236H206ZM219 237V236H218ZM217 237V238H218ZM227 237V236H226ZM11 238V237H10ZM190 238V237H189ZM193 238V237H192ZM212 238H214V240H215V235L212 237ZM228 238H230V236L228 237ZM235 238V237H234ZM237 238H239V237H237ZM249 238V237H248ZM191 239V238H190ZM194 239V238H193ZM210 239V238H209ZM219 239V238H218ZM227 239V238H226ZM225 239V240H226ZM242 239V238H241ZM254 239V238H253ZM179 240V239H178ZM220 240H222V239H220ZM233 240V239H232ZM260 240V239H259ZM264 240V239H263ZM205 241V240H204ZM211 241V240H210ZM239 241V240H238ZM238 241L236 242V243H238ZM14 242V240H10V243L12 244ZM199 242V241H198ZM200 242H203V241H200ZM207 242V241H206ZM217 242V241H216ZM262 242V241H261ZM222 243V242H221ZM220 243V244H221ZM204 244V243H203ZM206 244V243H205ZM208 244V243H207ZM206 244V245H207ZM209 244H210V242H209ZM212 244H213V241H212ZM214 244H216V243H214ZM219 244V245H220ZM197 245V244H196ZM201 246H204V245H202V243L200 244ZM217 245V244H216ZM218 245V246H219ZM229 245V244H228ZM241 245V244H240ZM246 245V244H245ZM99 246V245H98ZM198 246V245H197ZM208 246V245H207ZM212 246V245H211ZM211 246H209V247H211ZM223 246H225V245H223ZM223 246H221L220 245V247L222 248ZM232 246V245H231ZM22 247V246H21ZM185 247V246H184ZM199 247V246H198ZM205 247V246H204ZM214 247V246H213ZM227 247V246H226ZM254 247V246H253ZM201 248V247H200ZM212 248V247H211ZM218 248V247H217ZM217 248H215V249H217ZM228 248H229V246H228ZM251 248V247H250ZM257 248V247H256ZM214 249V248H213ZM220 249V248H219ZM224 249V248H223ZM226 249V248H225ZM232 249V248H231ZM231 249H229V251L231 250ZM185 251L187 250V249H184ZM184 250H182V251H184ZM233 250V249H232ZM248 250V249H247ZM256 250V249H255ZM259 250V249H258ZM190 251V250H189ZM192 251H193V249H192ZM209 251H210V249H209ZM224 251V250H223ZM251 251H252V249H251ZM251 251H250V253H251ZM195 252H196V250H195ZM221 252V251H220ZM233 252V251H232ZM246 252H249V251H246ZM253 252V251H252ZM262 252H263V250H262ZM235 253H237V252H235ZM254 253V252H253ZM258 253V252H257ZM8 254V253H7ZM228 254V253H227ZM263 254H264V252H263ZM104 255V254H103ZM10 256V255H9ZM214 256V255H213ZM228 256V255H227ZM241 256V255H240ZM254 256H256V253H255V255ZM222 257V256H221ZM224 257H225V255H224ZM230 257V256H229ZM228 257V258H229ZM232 257V256H231ZM234 257V256H233ZM243 257V256H242ZM247 257H248V255H247ZM251 258H252V256H250ZM258 257V256H257ZM227 258V259H228ZM256 258V257H255ZM4 259V258H3ZM6 259V258H5ZM8 259V258H7ZM10 259V258H9ZM226 259V258H225ZM230 259V258H229ZM229 259H228V261H229ZM238 259V258H237ZM237 259L235 260V259H233V260H235L236 262H237ZM155 260H158V259H156L155 258ZM159 260H161V259H159ZM158 260V261H159ZM223 260H224V258H223ZM246 260H248V259H246ZM11 261V260H10ZM158 261H156V262H158ZM161 261H163V260H161ZM205 261H207V260H205ZM222 261V260H221ZM234 261V262H235ZM244 261V260H243ZM254 261V260H253ZM5 262V261H4ZM154 262V261H153ZM199 262V261H198ZM210 262V261H209ZM216 262V261H215ZM226 262V261H225ZM234 263V264H237V263ZM242 262V261H241ZM248 262V261H247ZM247 262H246V264H247ZM160 263V262H159ZM164 263V262H163ZM189 263V262H188ZM205 264H206V262H204ZM221 263V262H220ZM223 263V262H222ZM233 263V262H232ZM231 263V264H232ZM13 264V263H12ZM142 264V263H141ZM148 264H149V262H148ZM151 264V263H150ZM153 264V263H152ZM155 264H157V263H155ZM162 264V263H161ZM198 264V263H197Z\"/></svg>", "mask_w": 264, "mask_h": 264}, {"label": "water", "instance_id": "95a60500", "mask_svg": "<svg viewBox=\"0 0 264 264\" xmlns=\"http://www.w3.org/2000/svg\"><path fill=\"white\" fill-rule=\"evenodd\" d=\"M26 1V6H27V8H28V11L30 12V14H31V21H30V25H31V27H32V29L33 28H37V27H39V25H40V21L38 20V18H36V16H35V12H36V7H34V4H35V0H33V2L32 3H29V0H25ZM45 2H46V5H47V7H46V16H45V19L43 20L44 21V23L47 21V19H48V14H49V5H48V3H47V0H44ZM35 9V10H34ZM33 10H34V12H33ZM31 12H33V13H31ZM38 25V26H37Z\"/></svg>", "mask_w": 264, "mask_h": 264}, {"label": "snow or ice", "instance_id": "6c2138e0", "mask_svg": "<svg viewBox=\"0 0 264 264\" xmlns=\"http://www.w3.org/2000/svg\"><path fill=\"white\" fill-rule=\"evenodd\" d=\"M32 2H33V0H29V3H32ZM43 4H44V0H36L34 7H37V6L42 7Z\"/></svg>", "mask_w": 264, "mask_h": 264}, {"label": "flooded vegetation", "instance_id": "af4514ba", "mask_svg": "<svg viewBox=\"0 0 264 264\" xmlns=\"http://www.w3.org/2000/svg\"><path fill=\"white\" fill-rule=\"evenodd\" d=\"M36 1V0H35Z\"/></svg>", "mask_w": 264, "mask_h": 264}]
</instances>
